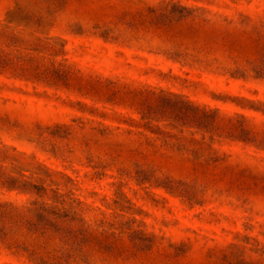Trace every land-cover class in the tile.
Wrapping results in <instances>:
<instances>
[{
  "label": "rangeland",
  "instance_id": "rangeland-1",
  "mask_svg": "<svg viewBox=\"0 0 264 264\" xmlns=\"http://www.w3.org/2000/svg\"><path fill=\"white\" fill-rule=\"evenodd\" d=\"M41 263L264 264V0H0V264Z\"/></svg>",
  "mask_w": 264,
  "mask_h": 264
},
{
  "label": "trees",
  "instance_id": "trees-1",
  "mask_svg": "<svg viewBox=\"0 0 264 264\" xmlns=\"http://www.w3.org/2000/svg\"><path fill=\"white\" fill-rule=\"evenodd\" d=\"M39 210L41 211V214H39V217L42 219L43 218V221L44 223L41 225V227H44V228H49V229H52V230H57V221L59 220V218L61 217V214L60 213H57V212H54V211H50L48 208H46L43 204H41L39 206ZM52 215V216H49V215ZM45 217V218H44ZM40 223H37V226L39 225ZM41 264H49V263H41Z\"/></svg>",
  "mask_w": 264,
  "mask_h": 264
}]
</instances>
